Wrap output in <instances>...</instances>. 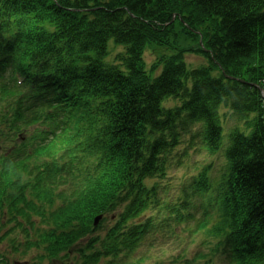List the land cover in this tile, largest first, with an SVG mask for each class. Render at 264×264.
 <instances>
[{"label":"trees","instance_id":"16d2710c","mask_svg":"<svg viewBox=\"0 0 264 264\" xmlns=\"http://www.w3.org/2000/svg\"><path fill=\"white\" fill-rule=\"evenodd\" d=\"M0 24V213L29 225L30 235L21 231L41 259L81 251L79 264H115L154 232L151 211L181 219L191 193L211 188L210 166L174 205L148 182L164 179L196 139L217 154L219 109L229 105L247 133L234 131L224 151L210 231L230 264H264V100L218 68L264 90V0H0ZM13 34L15 45L3 46ZM110 41L126 49L120 65L106 62ZM148 50L157 60L147 68ZM186 53L209 67L190 69Z\"/></svg>","mask_w":264,"mask_h":264},{"label":"rangeland","instance_id":"374dc122","mask_svg":"<svg viewBox=\"0 0 264 264\" xmlns=\"http://www.w3.org/2000/svg\"><path fill=\"white\" fill-rule=\"evenodd\" d=\"M190 45L189 42H182V46L186 47ZM110 50L109 56L106 60L108 63H113L114 65H119L120 62L115 60L116 57L124 52L120 47H115L112 43H109ZM186 65L189 68H198L200 66L209 67V62L200 55H192L189 53L184 54ZM146 61V67H151L156 62V57L150 53H146L144 56ZM212 75H217V72L214 71ZM174 103L169 101L165 103V106H171ZM220 116V125L222 128V139L221 146L219 147V152L209 157L206 152L202 151L197 145L198 141L196 140L193 143V148L188 151L185 158L179 166H175L177 160L171 161V167L167 172V176L171 181L164 180L163 185H166L171 188L173 187V192L180 193V180L184 176L186 179L192 172L197 175V173L202 169V167L211 166V182L213 188L217 187L222 180L224 175L225 163L223 159L224 151L227 150L229 146V141L231 135L234 131H240L247 133L245 129V122H239L228 106H221L219 109ZM251 119H254V116H250ZM188 142V137L184 136L181 144L175 148L174 152L182 151L185 148V144ZM190 179H188V183ZM208 197L197 198H188L189 205L186 206L185 211L182 212L183 220L180 223L178 229L171 230L174 231V235L171 232L165 234L161 232L162 235L148 236L143 242L138 245V249L134 254H130L127 258H121L115 264H230L227 260L224 259V256L220 253L213 252V248L217 245V240L207 237L204 235L205 232L210 231L211 223H207L204 232L199 231L195 232V227L201 221L203 216V207L204 202L209 199ZM189 215V216H187ZM36 224L40 223L39 218L32 219ZM160 220V218H158ZM102 220H98V224ZM159 224L158 222H155ZM0 225H2L0 223ZM106 227H110V224L107 223L104 226V229L98 235H104ZM19 229L14 228V224H8L4 227L0 226V253L5 256L8 264H32L35 262L37 251L35 249L26 247L22 245L25 240L29 241V238L25 237V234L21 235ZM18 243L21 244L19 251L21 255L13 253L10 240L17 239ZM151 237V238H150ZM193 240L192 242H190ZM209 240L211 245L206 241ZM15 242V241H14ZM17 243V241L15 242ZM82 247V245H78ZM97 249H99L97 247ZM200 256H207L210 260V263H207L206 260L197 261L196 259ZM77 254L71 253V256L64 259L62 262H57L55 264H75L77 259ZM64 262V263H63ZM51 261H45L42 264H50ZM104 264V261L103 263Z\"/></svg>","mask_w":264,"mask_h":264},{"label":"water","instance_id":"95a60500","mask_svg":"<svg viewBox=\"0 0 264 264\" xmlns=\"http://www.w3.org/2000/svg\"><path fill=\"white\" fill-rule=\"evenodd\" d=\"M174 20V19H173ZM200 44H201V42H200ZM223 73V72H222ZM224 74V73H223ZM226 77V76H225ZM227 79H233V78H229V77H226ZM238 82H240V83H242V81H238Z\"/></svg>","mask_w":264,"mask_h":264}]
</instances>
